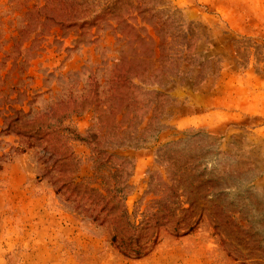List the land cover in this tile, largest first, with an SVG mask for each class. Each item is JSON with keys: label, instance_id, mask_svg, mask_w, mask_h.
Masks as SVG:
<instances>
[{"label": "rangeland", "instance_id": "obj_1", "mask_svg": "<svg viewBox=\"0 0 264 264\" xmlns=\"http://www.w3.org/2000/svg\"><path fill=\"white\" fill-rule=\"evenodd\" d=\"M0 264H264V0H0Z\"/></svg>", "mask_w": 264, "mask_h": 264}, {"label": "trees", "instance_id": "obj_2", "mask_svg": "<svg viewBox=\"0 0 264 264\" xmlns=\"http://www.w3.org/2000/svg\"><path fill=\"white\" fill-rule=\"evenodd\" d=\"M75 138H79V136L75 134ZM155 223H157L156 220ZM197 223L198 221H196L194 224L188 225L182 232H178V228L175 226L173 228V232L175 236H182L192 233L196 229ZM118 227H124L126 231L123 233H117L114 231L110 236V244L115 249H117L120 254L127 257L140 258L149 252V248L145 246V243L140 241L138 235L139 233L137 232L138 226L129 221L127 214L125 211H123V209L120 212ZM213 228L215 229L216 225H214ZM151 243L153 245L157 243L156 236L151 239Z\"/></svg>", "mask_w": 264, "mask_h": 264}]
</instances>
